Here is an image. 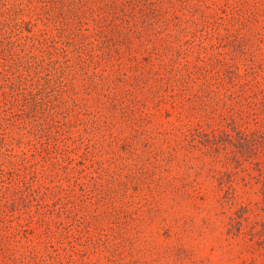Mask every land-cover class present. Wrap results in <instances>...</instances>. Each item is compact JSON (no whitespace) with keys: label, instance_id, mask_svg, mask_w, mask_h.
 Masks as SVG:
<instances>
[{"label":"rangeland","instance_id":"1","mask_svg":"<svg viewBox=\"0 0 264 264\" xmlns=\"http://www.w3.org/2000/svg\"><path fill=\"white\" fill-rule=\"evenodd\" d=\"M0 264H264V0H0Z\"/></svg>","mask_w":264,"mask_h":264}]
</instances>
